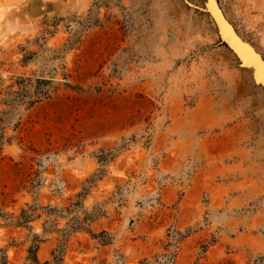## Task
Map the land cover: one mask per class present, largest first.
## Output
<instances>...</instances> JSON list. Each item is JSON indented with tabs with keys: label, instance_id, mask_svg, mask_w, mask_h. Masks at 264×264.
Here are the masks:
<instances>
[{
	"label": "rangeland",
	"instance_id": "1",
	"mask_svg": "<svg viewBox=\"0 0 264 264\" xmlns=\"http://www.w3.org/2000/svg\"><path fill=\"white\" fill-rule=\"evenodd\" d=\"M217 2L264 58V0ZM32 245L35 264H264V92L205 12L0 0V263Z\"/></svg>",
	"mask_w": 264,
	"mask_h": 264
},
{
	"label": "water",
	"instance_id": "2",
	"mask_svg": "<svg viewBox=\"0 0 264 264\" xmlns=\"http://www.w3.org/2000/svg\"><path fill=\"white\" fill-rule=\"evenodd\" d=\"M186 6L205 12L211 19L218 42L236 57L238 65L250 70L252 82L264 92V58L248 42L243 40L222 13L217 0H203L202 6L181 0Z\"/></svg>",
	"mask_w": 264,
	"mask_h": 264
},
{
	"label": "trees",
	"instance_id": "3",
	"mask_svg": "<svg viewBox=\"0 0 264 264\" xmlns=\"http://www.w3.org/2000/svg\"><path fill=\"white\" fill-rule=\"evenodd\" d=\"M78 196H80V194H78ZM78 203H73L72 205H70L68 208H66L65 210L67 212L71 211L72 208H76ZM71 207V208H70ZM35 208L34 206H28L27 209H21L19 215H17L14 220L10 219V223L16 226H22L24 224H26L28 221H30V219L33 216V212H34ZM96 216V214H92V215H84V217L81 220L78 219H74V224L75 227H72L73 229H83L82 227V223H84L86 220H90V218H94ZM103 244L108 243V239L102 240L101 241ZM35 247L36 245H32L31 247H29L28 249V253L29 256L27 257L31 263H36V257H35ZM59 252V253H58ZM61 252L62 251H57V255H54V261L53 264H61ZM4 257V256H3ZM0 264H5V262H1ZM45 264H48L47 262Z\"/></svg>",
	"mask_w": 264,
	"mask_h": 264
}]
</instances>
